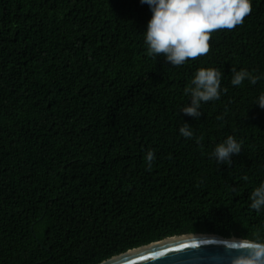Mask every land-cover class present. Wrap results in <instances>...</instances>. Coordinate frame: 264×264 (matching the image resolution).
<instances>
[{
    "label": "trees",
    "instance_id": "trees-1",
    "mask_svg": "<svg viewBox=\"0 0 264 264\" xmlns=\"http://www.w3.org/2000/svg\"><path fill=\"white\" fill-rule=\"evenodd\" d=\"M264 245V0H0V264Z\"/></svg>",
    "mask_w": 264,
    "mask_h": 264
},
{
    "label": "water",
    "instance_id": "water-1",
    "mask_svg": "<svg viewBox=\"0 0 264 264\" xmlns=\"http://www.w3.org/2000/svg\"><path fill=\"white\" fill-rule=\"evenodd\" d=\"M101 264H264V245L216 234H188L129 250Z\"/></svg>",
    "mask_w": 264,
    "mask_h": 264
}]
</instances>
